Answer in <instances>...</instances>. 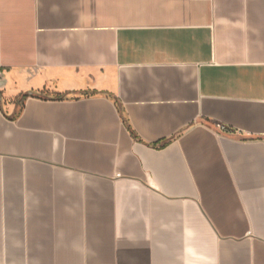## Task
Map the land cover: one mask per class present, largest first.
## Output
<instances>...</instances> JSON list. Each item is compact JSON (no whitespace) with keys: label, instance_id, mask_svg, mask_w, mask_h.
Here are the masks:
<instances>
[{"label":"crops","instance_id":"1","mask_svg":"<svg viewBox=\"0 0 264 264\" xmlns=\"http://www.w3.org/2000/svg\"><path fill=\"white\" fill-rule=\"evenodd\" d=\"M0 264H264V0H0Z\"/></svg>","mask_w":264,"mask_h":264},{"label":"trees","instance_id":"2","mask_svg":"<svg viewBox=\"0 0 264 264\" xmlns=\"http://www.w3.org/2000/svg\"><path fill=\"white\" fill-rule=\"evenodd\" d=\"M43 95H41V94H25V95H22L18 100H17V102H21V101H23V100H25V99H27L28 97H36V98H41ZM129 131H130V129H129Z\"/></svg>","mask_w":264,"mask_h":264},{"label":"built area","instance_id":"3","mask_svg":"<svg viewBox=\"0 0 264 264\" xmlns=\"http://www.w3.org/2000/svg\"><path fill=\"white\" fill-rule=\"evenodd\" d=\"M218 129H219L222 133H228V132H229V130H228L226 127H224V126H219Z\"/></svg>","mask_w":264,"mask_h":264}]
</instances>
